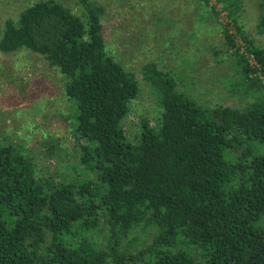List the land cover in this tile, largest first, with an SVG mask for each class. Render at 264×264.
<instances>
[{"label": "trees", "instance_id": "trees-1", "mask_svg": "<svg viewBox=\"0 0 264 264\" xmlns=\"http://www.w3.org/2000/svg\"><path fill=\"white\" fill-rule=\"evenodd\" d=\"M199 1L243 43L224 30L247 104L201 105L149 62L160 116L134 141L125 120L140 84L108 52L103 5L39 0L4 22L0 54L34 53L64 77L81 173L40 177L0 141V264H264V49L239 24L242 0ZM258 10L264 37V0Z\"/></svg>", "mask_w": 264, "mask_h": 264}, {"label": "rangeland", "instance_id": "rangeland-1", "mask_svg": "<svg viewBox=\"0 0 264 264\" xmlns=\"http://www.w3.org/2000/svg\"><path fill=\"white\" fill-rule=\"evenodd\" d=\"M39 0H0V36L4 22ZM78 11L76 0H56ZM106 9L105 38L111 56L132 72L139 84V97L125 120L127 136L134 141L147 119L155 126L160 108L142 76L144 65L156 62L173 72L180 89L207 107L244 108V95L237 91L238 74L233 50L224 30L243 43L225 13L219 17L199 0H94ZM214 5L213 0H209ZM239 24L256 45L264 49L257 33L258 0H242ZM64 77L38 55L22 52L0 54V141L13 144L29 156L40 177L73 179L80 151L74 140L72 111L63 94ZM70 178V179H71ZM143 234L141 246L150 243Z\"/></svg>", "mask_w": 264, "mask_h": 264}]
</instances>
